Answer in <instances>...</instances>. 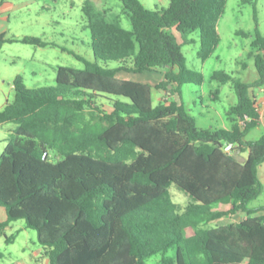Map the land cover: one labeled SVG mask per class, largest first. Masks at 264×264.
<instances>
[{
  "label": "trees",
  "instance_id": "obj_1",
  "mask_svg": "<svg viewBox=\"0 0 264 264\" xmlns=\"http://www.w3.org/2000/svg\"><path fill=\"white\" fill-rule=\"evenodd\" d=\"M120 1L131 31L92 1L83 6L95 63L83 60L84 70L59 67L52 88L29 89L16 79L15 100L0 111V126H17L0 156V208L7 216L0 235L25 220L50 249L49 264H148L158 256L157 264H264V207H250L263 192L264 136L247 141L261 124L254 94L264 88L260 0H242L255 9L251 57L259 79L213 77L236 90L231 130L201 129L182 102L154 106L151 85L119 76L165 69L157 90L181 99L184 86L203 85L182 47L195 44L190 37L199 33V58L212 57L228 0H171L168 9L154 11L140 0ZM9 43L47 46L37 38L0 36V49ZM239 151L248 153L245 162L234 156ZM173 185L191 198L183 213ZM217 205L232 209L215 211ZM239 212L246 215L240 223L210 228ZM186 230L193 234L186 237Z\"/></svg>",
  "mask_w": 264,
  "mask_h": 264
},
{
  "label": "rangeland",
  "instance_id": "obj_2",
  "mask_svg": "<svg viewBox=\"0 0 264 264\" xmlns=\"http://www.w3.org/2000/svg\"><path fill=\"white\" fill-rule=\"evenodd\" d=\"M6 1L18 7L5 15L4 23H0V31L6 28L10 39L37 38L47 46L9 43L0 49V111L8 103L14 102L16 95L14 83L18 77L24 79L29 89L52 88L56 86L59 67L84 70L86 65L83 60L95 63L91 46L92 37L90 31L86 29L87 21L83 14V6L88 0ZM90 1L104 11L110 21L120 22L123 28L132 30L131 20L125 14L120 0ZM140 1L147 9L153 11L157 8L168 9L171 4V0ZM257 10L258 29L264 36V0L258 2ZM256 30L254 7L244 5L242 0H228L226 13L218 26L220 45L212 57L206 62L199 58V33H194L190 37L196 41L195 44L182 47L187 67L203 75L205 80L203 85L184 86L181 99L178 95L173 97L167 91L157 90V85L164 79L165 69L156 73L133 75L132 79L150 82L154 88V106L161 103L169 104L173 101L182 102L190 114L196 118L199 128L231 130L234 123L229 120L228 112L238 103L236 90L232 83L223 86L213 77L216 72H224L246 84H253L259 79L255 59L251 57ZM242 32L248 37L241 35ZM175 35L178 43L182 44L180 34L175 32ZM110 67L117 69L121 65L111 64ZM169 89L173 87L170 86ZM254 94L261 112V124L248 135L247 141L251 142H256L264 136V88L255 89ZM109 98L119 99L113 96ZM16 127L15 124L0 126V156L8 144L7 139ZM236 154L234 156L241 162H245L248 158V153ZM51 158L53 161L58 160L54 152H51ZM259 177L263 192L256 201L252 202L251 208L264 207V165L259 170ZM170 192L173 201L179 207V212H185L192 202L191 198L175 185L171 187ZM231 209V205L214 207L215 211L228 212ZM261 215H264V212ZM245 216L242 212L226 216L212 223L210 228L240 223ZM6 220V212L0 208V223ZM192 234V230L185 232L186 237ZM11 238L13 241L8 243V239ZM48 251L50 249L39 242L38 232L28 228L25 220L10 223L0 235V264H49ZM160 260L159 256L153 257L148 264H157Z\"/></svg>",
  "mask_w": 264,
  "mask_h": 264
},
{
  "label": "crops",
  "instance_id": "obj_3",
  "mask_svg": "<svg viewBox=\"0 0 264 264\" xmlns=\"http://www.w3.org/2000/svg\"><path fill=\"white\" fill-rule=\"evenodd\" d=\"M18 6H14V5H11L8 1L6 0H1L0 2V23H4V17L7 13H9L10 11H15L17 9ZM0 36H5L7 39H10L8 38V32L6 30V28H2L1 31H0ZM122 75V76H121ZM125 75V76H124ZM135 75V74H130V73H127V72H120L119 76L122 78V79H126V80H132V81H135V82H138V83H142V84H150V82H144V81H141V80H133L132 79V76ZM162 81V80H161ZM152 86V85H151Z\"/></svg>",
  "mask_w": 264,
  "mask_h": 264
},
{
  "label": "water",
  "instance_id": "obj_4",
  "mask_svg": "<svg viewBox=\"0 0 264 264\" xmlns=\"http://www.w3.org/2000/svg\"><path fill=\"white\" fill-rule=\"evenodd\" d=\"M232 148H233V145H230L229 148H228V150H230V149H232ZM238 153H241V151L237 152V154H238ZM237 154H236V155H237Z\"/></svg>",
  "mask_w": 264,
  "mask_h": 264
}]
</instances>
